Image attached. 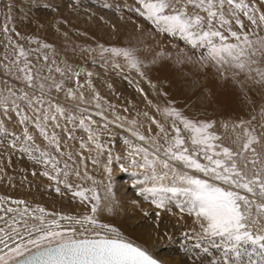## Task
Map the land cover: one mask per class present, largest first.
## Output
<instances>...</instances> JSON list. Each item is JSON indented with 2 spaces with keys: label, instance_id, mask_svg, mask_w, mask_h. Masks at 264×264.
<instances>
[{
  "label": "snow or ice",
  "instance_id": "1",
  "mask_svg": "<svg viewBox=\"0 0 264 264\" xmlns=\"http://www.w3.org/2000/svg\"><path fill=\"white\" fill-rule=\"evenodd\" d=\"M103 7L114 4L107 2ZM131 11L150 23L149 29L136 25V32L138 43L154 42L143 47L154 53L151 64L174 58L176 64L212 68L243 91L248 103L249 85L264 88V0H138ZM2 32L0 145L26 154L43 167L41 175L53 182L56 193H61L62 185L90 212L78 216L49 213L42 206L14 201L24 207L4 210L14 213L11 222L0 216V264H165L159 249H149L97 218L102 212L111 213L119 203L111 181L114 162H119L122 171L142 177L132 186L139 185V192L157 209L155 228L160 229L161 212H171L170 201L182 197L174 205L179 210L178 223L187 216L199 229L181 233L184 243L179 253L186 264H232L233 258L234 264H241L242 256L249 258L248 264H256L253 253L264 264V123L254 127L256 116L225 123L223 127L230 128L232 136L222 138L214 131L215 122L191 119L173 101L161 104L157 98L154 102L139 87L146 105L160 118L147 110L131 117L120 115L115 105L105 104L95 91L93 72L42 52L53 48L49 43L36 40L37 48H26L13 39L20 33L8 23L2 25ZM161 35L183 42L184 48L162 46L156 40ZM97 47L101 57L123 58L124 67L111 65L118 72L125 67L135 70L156 89L143 71L146 65L140 48ZM80 51L96 53L97 49L89 46ZM88 89L91 99L85 95ZM82 105H94L102 123ZM260 119L264 120V107ZM113 126L127 133L122 140L123 155L113 151L115 139H102L105 134L112 136ZM153 126L158 129L154 134ZM78 130L87 133L86 140L75 135ZM38 139L46 143L42 146ZM224 139H230L231 146H225ZM69 141H79V148ZM100 157L105 158L102 167L107 182L95 179L84 165L86 159L99 165ZM77 160L84 165L83 172ZM73 177L81 183H73ZM85 181L90 182L88 187L83 186ZM7 199L0 197V201ZM161 231L167 236L166 230Z\"/></svg>",
  "mask_w": 264,
  "mask_h": 264
},
{
  "label": "bare ground",
  "instance_id": "2",
  "mask_svg": "<svg viewBox=\"0 0 264 264\" xmlns=\"http://www.w3.org/2000/svg\"><path fill=\"white\" fill-rule=\"evenodd\" d=\"M65 1L67 6H54L44 1L40 3L37 0H0V37H3L2 25L8 23L10 28L14 27L15 30L20 33V37L14 36L13 39L23 44L26 48H37L38 45L35 41L38 40L41 44L49 43L53 46L52 49H42L41 51H47L50 57L54 55L58 62L67 61V63L73 67L79 66L83 69H85V64H87L86 61L90 62L92 67L95 68L92 71L89 70L94 73L91 81L95 91L100 94L105 104L111 102V104L115 105L116 111L120 115L127 114L131 117L137 111L147 110L150 115H154L158 119L160 118L154 110L146 105L144 96L137 91L139 87L143 88L144 91L148 93L149 99H153L155 102L158 98L161 104H165L167 101H173L175 106L177 102L185 104L191 101L190 104L196 106V108L191 112L190 116H194L195 118L198 117L201 121L215 122L214 131L222 138L232 136L231 129L229 128L226 130L223 127L225 123L231 125L237 123L240 119L245 121L250 120L253 116L257 117V121H253L254 127L257 126L258 122L264 123V120L260 119V108L264 107V88L258 85H249L247 87V98L251 100V103H248L243 91L237 88L231 80L221 79L218 73L212 68L201 70L198 66H195L192 69H187L183 67L182 64H176L174 58L161 59L157 63L151 64L150 60L153 58L154 53L144 51L143 47L146 44H154V42L146 40L143 44L138 43L139 34L136 32V27L133 28L123 22L125 18H123V20L120 18L121 12L118 10L117 4H114L113 8L105 9L103 5L107 3L108 0ZM115 1L116 0H109L111 3H115ZM121 1L122 3L123 1L132 2L131 0ZM117 2H119V0ZM80 4L84 6L95 4L92 5L94 7L92 9H97L100 12L108 10L112 12V16L114 17L111 19V16L110 19L105 21L93 15L92 17L87 14L86 16H79V14L75 13L71 14L74 12L73 7H75V5L79 6ZM124 4L127 5L128 3ZM126 5L122 6L125 8ZM80 8H82V6L79 7V9ZM129 9L131 8L129 7ZM93 12L96 13V10ZM140 18L142 19V17ZM245 22L247 23L246 18ZM135 24L133 22V25ZM112 25H115V28H113ZM65 33H67V35H65ZM28 37H32L33 39L28 40ZM133 37H136V39H133ZM158 37L160 40H157L161 42L162 46L172 49L171 44L173 42H168L170 38L163 35ZM163 40L166 42L165 44ZM99 44L105 47L131 46L140 48L141 51L139 52V56L144 60L146 65L143 71L148 80L156 85V89L153 90L148 82L140 77L135 70H130L125 67L123 72H118V70L110 66V64H112L110 62H115L120 63L122 67H124L123 58H113L108 56V54H104L103 60L105 63H102L104 61L101 59L100 50L97 47ZM89 46L96 48V53L82 54L80 50ZM99 59L102 61L100 60L101 62H99ZM108 61L110 62L108 63ZM85 70L88 71L87 69ZM125 77H127V79H125ZM84 80L85 77L82 74L80 82L83 83ZM194 80L196 81L195 85H193ZM91 91V89H88L85 92L86 97L89 99H91ZM162 93H167V96L165 97ZM193 106H191V109ZM82 107H88L89 111L93 114V119L102 123L100 117L95 116L96 109L94 105H82ZM124 108L128 109L127 113L123 112ZM109 118L111 119V116ZM13 119H15V117H13ZM12 130L19 132V129ZM117 130H121L124 134H119ZM257 130L260 131L259 128H257ZM152 131L154 134L158 129L153 126ZM111 132V137L105 134L102 139H115L113 151L120 152L123 155L125 146L122 140L123 136L127 133L124 129H115V126L111 128ZM75 135L77 137H83L85 140L87 138V133L83 130L76 131ZM37 143H41L43 146L46 142L38 139ZM73 143L75 144V149H78L79 141H69V144ZM224 143L225 146H231L230 139H224ZM4 151H7L6 153H15L14 156L18 153L19 155L21 154L19 150L11 151L9 149ZM83 151L85 157H87L89 153L86 149ZM92 155H94V153ZM25 156L26 158H24L28 160L26 154ZM100 160L101 164L93 165L90 159H86L84 165H86L88 173L95 179L107 182L108 175L104 172L102 167L105 158L100 157ZM84 165H81L79 160H77V166L81 168L82 172ZM113 165L111 181L115 198L119 203L114 207L111 213L107 211L100 213L97 217L99 221L114 226L125 237L143 244L149 249L154 251L159 249V253L165 264H186V262L181 259L179 252H170L164 249L162 244L156 243L155 238L151 235L152 233H148L146 229L136 228L130 229V231L125 228L126 222L129 221L131 217L128 212L126 213V211H124L127 209V206L124 204L125 196L123 188L127 184L130 185L132 182L134 183V181L142 179V177H134L131 170L128 172L118 170V167H120L119 162H114ZM23 166L25 165L19 166L10 163L8 165L0 164V170H2L0 171V197L8 198L6 201H0V216H3L5 220L11 222L10 217L14 215V213L5 214V209L24 207L23 205H16L14 203L16 200H24L31 207H35L36 205L42 206L46 212L49 213L59 212L78 216L90 212L89 207L82 204L79 198H74L72 192L65 190L62 185L61 193H56L54 191L55 185L53 182L41 175L44 170L43 167L38 169L39 171L36 172V175H33L34 171L30 170L33 168H28V171L25 169L26 167L24 168ZM37 168L39 167L37 166ZM115 173L118 174L116 177H114ZM72 182L81 183V181L76 180L74 177L72 178ZM89 183L90 182L85 181L83 182V186L88 187ZM50 184H53V186L49 187ZM132 185L131 187L135 189L136 192L139 191V185L135 188ZM167 195L169 196V194ZM139 196H141V193H139ZM177 214L178 213L174 216ZM177 225L180 227L181 232L190 228H197V230H199L198 225L187 216ZM0 226H3V221H0ZM247 247L251 250L250 245ZM171 253H176V255L173 257L170 255ZM251 259L256 261V264H261L255 253H253ZM248 261L249 258L247 256L241 257V264H248Z\"/></svg>",
  "mask_w": 264,
  "mask_h": 264
},
{
  "label": "rangeland",
  "instance_id": "3",
  "mask_svg": "<svg viewBox=\"0 0 264 264\" xmlns=\"http://www.w3.org/2000/svg\"><path fill=\"white\" fill-rule=\"evenodd\" d=\"M38 2H42V1H44V2H46L47 4H51V5H54V6H57V5H66V1L65 0H37ZM118 0H116L115 1V3H113V4H117L116 6H118V10L121 8V7H123L124 8V6H122V5H126V4H124V3H128L127 5H126V7L124 8V9H126L124 12H123V14L121 13V15H123L124 16V20H123V22H125L126 24H128L129 26H131V27H133V28H135L136 27V25H138V24H140V25H143L144 26V28L145 29H149L150 28V24H148V22H146L145 20H144V18H140V16L139 15H137V14H135V13H133L132 11H131V9H133V8H135L137 5L136 4H138V2L137 3H133V0H131L132 2H124L123 1V3H122V1L121 0H119V2H117ZM120 1H121V4H120ZM138 1V0H137ZM108 2H109V0H108ZM119 4V5H118ZM92 5H95V4H91V5H82V4H80L79 6H76L75 5V7H73V9H74V12L73 13H71V14H79V16H81V15H85L86 16V14L87 15H93L94 17H96V18H99V19H101V17L103 18V20H108V19H110L111 18V16L113 15L112 14V12H110V11H108V10H105V11H99V10H97V9H92V8H94ZM134 5V6H133ZM67 6V5H66ZM82 6V8H80L79 9V7H81ZM131 8V9H129V7ZM70 7V6H69ZM71 8V7H70ZM76 8H77V10H76ZM84 8H86V9H84ZM129 9V10H128ZM83 12H82V11ZM94 10H96V13H94L93 11ZM70 11V10H69ZM86 11V12H85ZM98 11V12H97ZM85 13V14H84ZM91 13V14H90ZM102 13H103V15H102ZM106 13V14H105ZM127 13V14H126ZM97 14V15H96ZM126 14V15H125ZM99 15V16H98ZM92 16V17H93ZM107 16H108V18H107ZM126 16V17H125ZM107 19H106V18ZM113 17L114 16H112V18L111 19H113ZM121 17V16H120ZM128 18V19H127ZM139 19V20H138ZM141 19V20H140ZM136 21V22H135ZM141 23H140V22ZM133 22H134V24L135 23H137V24H135V25H133ZM147 24V25H146ZM136 29V28H135ZM160 40V38L157 36L156 37V40ZM164 41V40H163ZM168 42L169 43H172L171 45L173 46V45H176V44H179V46H180V48H184V45H183V42H181V41H178V40H176V39H169L168 40ZM166 42L164 41V44H165ZM176 43V44H175ZM185 51H187V49H185ZM152 53V52H151ZM101 59L103 60L104 59V57L102 58L101 57ZM101 59H99V62H101L102 60ZM101 60V61H100ZM104 61V60H103ZM107 62V61H106ZM110 61H108V63H109ZM86 63L88 64H85L86 66H85V69H87L88 71L90 70V71H92L93 69H95L94 67H92V65L90 64V62H87L86 61ZM102 63H105V61L104 62H102ZM110 63H115V62H110ZM90 64V65H89ZM112 64H110V66L112 65ZM89 66V67H88ZM182 66L183 67H185V68H187V69H192L193 67H195V66H197V65H195V64H185V65H183L182 64ZM188 66V67H187ZM112 67V66H111ZM175 68V67H174ZM174 68H171V69H174ZM119 76V75H118ZM171 81H172V79H171ZM191 103V101H188V103H181V102H177V104L175 105L177 108H179L180 110H182L183 112H184V114L186 115V116H188L189 118H191V119H194V120H197V121H201V119H199L198 117H194V116H190V114H191V112L192 111H194V109L196 108V106H193L192 104H190ZM191 106H193V108L191 109ZM187 107V108H186ZM188 111V112H187ZM190 112V113H189ZM114 127V126H113ZM115 129H116V127H115ZM120 131V132H119ZM117 132L119 133V134H124V132H122L121 130H117ZM118 135V134H117ZM0 146H2V147H0V164H4V165H8L9 163L10 164H14V165H25V166H23L25 169H27L28 171H29V169L30 168H33V169H30V170H33V171H35V172H37V171H39L38 169H41V167L42 166H39V165H37L39 168H37V166H36V163H33L32 162V160H27V159H25L26 158V156H25V154H23V153H21L20 155H19V153L17 154V155H15L14 156V154L15 153H12V152H9V153H6L7 151H4V150H6L5 148H4V146L3 145H0ZM11 151H13V150H11ZM25 157V158H24ZM31 161V162H30ZM19 163V164H18ZM28 165H27V164ZM35 165V166H34ZM112 167H114V165L112 166ZM29 168V169H28ZM118 170H120V171H122L121 170V168L120 167H118ZM125 172V171H124ZM119 173V172H118ZM118 174L117 173H115L114 174V177H116ZM133 184V182L130 184V185H125L124 186V188H123V193H124V196H125V199H124V204L127 206V209H125L124 211H126V213L128 212L129 214H130V219H129V221H127L126 222V227L125 228H127V229H136V228H144V229H146L147 231H148V233H152L151 235L155 238V240H156V243L157 244H162V247H164V249H166V250H168V251H174V252H179V245L181 244V243H184V239H183V237L181 236V230H180V227H178V225L177 224H179L178 223V220H179V218H178V215H179V210H177V208L176 207H174V205L176 204V202H177V199H180L181 197H179V196H177V199H173V200H171L170 201V204L171 205H173L172 207H171V212H169V211H162L161 212V223H160V229H157V228H155L154 226H153V222L155 221V215H154V213L157 211V209L155 208V206L154 205H152L151 203H150V201L149 200H147V199H145L144 198V195H142L141 194V196H139V191H135V189H133L132 187H131V185ZM130 186V187H129ZM169 194V196H171L172 194L171 193H168ZM151 213L152 215H149V216H145V213ZM176 213H178L176 216H174V214H176ZM161 230H166L167 231V236H165L164 234H163V232L161 231ZM131 231V230H130ZM168 236H171L173 239L171 240V241H169V239H168ZM214 255H218V253H215L214 252ZM234 259L235 258H233V261H232V264H234Z\"/></svg>",
  "mask_w": 264,
  "mask_h": 264
}]
</instances>
